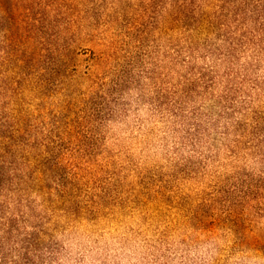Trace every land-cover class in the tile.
I'll use <instances>...</instances> for the list:
<instances>
[{
    "label": "rangeland",
    "instance_id": "374dc122",
    "mask_svg": "<svg viewBox=\"0 0 264 264\" xmlns=\"http://www.w3.org/2000/svg\"><path fill=\"white\" fill-rule=\"evenodd\" d=\"M0 264H264V0H0Z\"/></svg>",
    "mask_w": 264,
    "mask_h": 264
}]
</instances>
